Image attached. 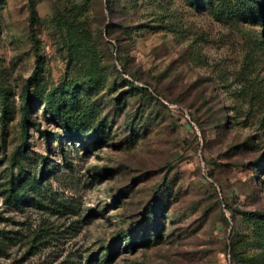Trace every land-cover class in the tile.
Masks as SVG:
<instances>
[{
    "label": "rangeland",
    "instance_id": "rangeland-1",
    "mask_svg": "<svg viewBox=\"0 0 264 264\" xmlns=\"http://www.w3.org/2000/svg\"><path fill=\"white\" fill-rule=\"evenodd\" d=\"M254 210L264 0H0V264H264Z\"/></svg>",
    "mask_w": 264,
    "mask_h": 264
},
{
    "label": "trees",
    "instance_id": "trees-1",
    "mask_svg": "<svg viewBox=\"0 0 264 264\" xmlns=\"http://www.w3.org/2000/svg\"><path fill=\"white\" fill-rule=\"evenodd\" d=\"M45 139H46L45 141L48 143V140H47L48 139V135L45 136ZM58 144H59V147L62 148L60 140L58 141ZM247 213L264 216V211H260V210L247 211Z\"/></svg>",
    "mask_w": 264,
    "mask_h": 264
}]
</instances>
